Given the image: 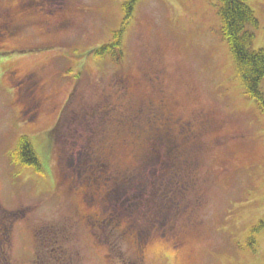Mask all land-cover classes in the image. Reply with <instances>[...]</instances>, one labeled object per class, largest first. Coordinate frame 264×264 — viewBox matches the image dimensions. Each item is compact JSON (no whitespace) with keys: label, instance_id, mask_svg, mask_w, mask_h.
I'll return each instance as SVG.
<instances>
[{"label":"rangeland","instance_id":"rangeland-1","mask_svg":"<svg viewBox=\"0 0 264 264\" xmlns=\"http://www.w3.org/2000/svg\"><path fill=\"white\" fill-rule=\"evenodd\" d=\"M125 1L0 0V264H264V227L256 251L246 246L264 223V112L237 78L220 4L139 0L120 58H95L122 27ZM247 5L258 50L264 0ZM159 100L189 125L147 144L146 113ZM64 114L77 119L69 126ZM85 132L104 134V174L134 185L123 191L129 203L123 193L111 195L117 205L95 202L61 171L64 140L89 158ZM20 136L32 139L44 176L10 163ZM78 159L70 171L83 177ZM131 222L145 234L140 248L122 230Z\"/></svg>","mask_w":264,"mask_h":264},{"label":"trees","instance_id":"trees-1","mask_svg":"<svg viewBox=\"0 0 264 264\" xmlns=\"http://www.w3.org/2000/svg\"><path fill=\"white\" fill-rule=\"evenodd\" d=\"M138 1L139 0H126L123 3L124 18L122 27L119 30L113 32V39L111 42L101 45V47L95 49L92 52L95 55V58L101 59L102 61L105 60L107 56H110L111 59L116 60L120 58L121 51L119 50V52H117V47H120L121 45L120 41L123 32L122 28L132 18L134 8ZM217 2L220 4L218 13L221 19L222 37L226 41L232 55L237 78L242 84L245 95L248 98L259 103L261 109L264 112V96L260 89L261 82L264 79V47L258 50L253 49L252 46L254 34L250 29L251 27H256L257 19L255 18L253 11L248 7L247 0H217ZM115 63L119 64L120 62ZM84 115L86 116H82V118L87 117L88 119L89 114L87 115V113L85 112ZM63 117L68 118L69 126L73 124L74 121L72 120H74L73 117L75 116L64 114ZM76 117L75 119H77ZM77 121L79 123L80 119ZM52 133L49 134L51 138L54 134ZM83 135H85L83 142H86V144H82L81 147L84 151L88 152L87 154L89 158L83 159L80 155L81 152L77 154L67 150V142L66 140H64V143L61 144L62 146H59L58 161L61 171L65 176L69 177L70 181L72 180V173L78 175L80 177L82 185L88 188L87 191L94 195V197H98L99 200L94 199L95 202L100 203L101 201H105L108 205H110V203H114L111 200V195L116 196L123 193L124 197H122L121 199L124 200V204L129 203L130 199L132 198H129V195L125 194L123 191L127 192L128 190L126 186H130V184L121 183L123 182V176L116 175L115 177H113L112 174H110L111 176L104 174L106 171L105 168L106 166H108V162H106V156L109 157L110 155L109 151H102V149L105 150L103 146V142L105 140L104 134L97 133L95 135H92L91 133H89L87 136V132H85ZM9 158V161L12 165H20L23 170L28 167L33 168L37 173L42 174L43 176L45 175L41 159L35 149L33 141L27 136H20L18 138L14 149H12L10 152ZM77 158H79L78 160L80 168H83L84 170L83 172L85 175H83V177L77 174L78 170H75V172L70 171L71 168L69 166L72 164V161ZM72 166L77 167V165L75 166V161ZM91 182L94 184L91 185ZM131 187L133 188L134 185L132 184ZM132 188H130V190L128 191L130 195L136 192V190L134 191V188L133 190ZM136 196H138V194H134V197ZM143 199L144 197H140L139 202H141ZM118 200L114 203L115 205H117L116 203L118 202ZM88 201H92V199H89ZM134 202L135 200L133 199V203ZM142 204L144 205V202ZM138 205L139 203H137V206ZM100 218L101 217L99 216V214H96V216H94V214L89 216V220L96 225L105 221L104 219L102 220V218ZM122 221L123 220L121 216L118 218H114V220H111V222H116V227L119 229L121 227L120 222ZM263 224V221H259L248 231L246 246L253 253L256 251V238L264 227ZM122 226V230L127 234V236H131L136 239L135 243L139 248L140 244L141 246L142 244H145V234L141 230H139L137 222H131L127 225L122 224ZM38 242L39 241L37 240V244Z\"/></svg>","mask_w":264,"mask_h":264},{"label":"flooded vegetation","instance_id":"flooded-vegetation-1","mask_svg":"<svg viewBox=\"0 0 264 264\" xmlns=\"http://www.w3.org/2000/svg\"><path fill=\"white\" fill-rule=\"evenodd\" d=\"M31 2L32 0H27L26 5ZM2 25L3 22L0 21V26ZM146 114L148 133V137L146 138L147 144L153 143L164 145L166 137L171 132L177 133L179 128L184 129V126L189 125L187 121H185V125L182 124V119L177 118V113L174 108L171 107V103L166 100H159L158 103H152V106L148 107V112ZM141 116L143 117V115Z\"/></svg>","mask_w":264,"mask_h":264}]
</instances>
